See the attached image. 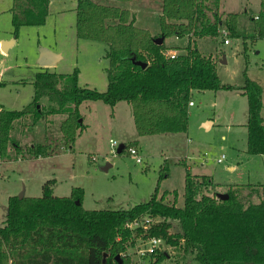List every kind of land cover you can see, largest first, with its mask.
Returning a JSON list of instances; mask_svg holds the SVG:
<instances>
[{
	"label": "trees",
	"instance_id": "1",
	"mask_svg": "<svg viewBox=\"0 0 264 264\" xmlns=\"http://www.w3.org/2000/svg\"><path fill=\"white\" fill-rule=\"evenodd\" d=\"M50 1L13 0L16 31L21 26L45 25ZM162 4L157 37L138 27L127 10L77 0L78 38L109 47L108 89L81 87L78 70L70 75L48 69L37 73L31 104L20 111L0 109V163L17 157L10 152V146L19 151L12 132L28 118L35 123L46 113H66L61 131L73 143L83 128L79 112L83 102L115 106L125 101L132 107L140 136L183 134L188 131L193 93L221 90H239L247 97V152L264 156L262 86L247 77L246 71L243 86L223 83L213 57L201 53L196 44L218 37L225 25L228 36L245 39L238 15L231 13L224 21L221 0H162ZM260 6V13L251 19L255 39H264V0ZM160 37L165 41L158 45ZM169 37L189 38L185 52L174 59L167 55ZM135 61L148 65L142 68ZM44 98L58 108H43ZM52 153V147L45 145L30 146L27 151L30 157ZM53 185L54 181L47 182L38 198H9L6 219L0 222V264H120L117 256L126 252L135 233L149 241L163 240L178 252L177 262L182 264H264V184L232 186L224 193L228 199L222 200L218 183L187 171L182 206L165 203L166 194L159 199L156 190L149 201L121 210H86L81 188L60 198L54 195ZM173 194L177 200L178 193ZM252 197L258 202L249 200ZM154 253L152 264L169 258L160 248ZM121 264L130 262L122 258Z\"/></svg>",
	"mask_w": 264,
	"mask_h": 264
},
{
	"label": "rangeland",
	"instance_id": "2",
	"mask_svg": "<svg viewBox=\"0 0 264 264\" xmlns=\"http://www.w3.org/2000/svg\"><path fill=\"white\" fill-rule=\"evenodd\" d=\"M94 1L131 12L128 1ZM133 1L135 6L141 1L146 6L162 3V0ZM260 4L261 0H221L219 11L223 20L231 13L237 14L246 38L228 36L230 43L226 45L219 34L196 44L201 53L213 57L223 83L243 86L246 71L247 77L257 81L264 93V39L252 37L251 20L260 13ZM76 6L77 0H55L45 25L21 26L16 31L13 0H0V40H15L6 53L0 44V109L20 111L33 102V81L37 73L45 70L38 64L41 48L61 56L56 66L49 67L50 72L70 75L78 70L81 87L107 91L109 47L106 43L78 38ZM150 9L141 8L138 19L152 30H160L159 14ZM175 38L169 37L165 43L170 51L180 54L188 38ZM192 101L195 105L189 107L188 131L183 134L140 136L132 107L125 101L115 106L103 101L83 102L79 107L83 128L73 143L65 140L61 131L68 117L66 113H46L35 123L28 118L21 125L16 124L12 138L19 144V151L10 146V152L17 157L0 163V222L6 219L10 197L19 196L24 190L25 197H41L49 181H54L53 193L60 198L70 197L74 189L81 188L86 210L130 209L149 201L156 190L159 199L166 194L165 203L182 206L189 167L192 175L210 176L221 186L217 189L219 193L230 188L226 184L264 183V156L247 152V97L239 90L205 91L194 92ZM40 105L58 108L45 98ZM207 119L215 121L211 129L204 125ZM111 141L124 144L125 151L113 155ZM34 145L50 146L54 153L30 157L27 151ZM130 148L139 151L141 163L129 154ZM222 155L225 159L219 163ZM108 163L112 166L103 170ZM231 165L235 166L234 171L228 170ZM173 192L178 193L177 200ZM249 200L258 202L256 197ZM135 226L136 223L132 229L127 228L133 230ZM161 241L162 245L159 242L156 247L135 233L119 259L121 263L123 258L130 264H152L150 256L155 253L150 250L161 245L159 248L169 253L161 264H182L177 262L178 252Z\"/></svg>",
	"mask_w": 264,
	"mask_h": 264
},
{
	"label": "crops",
	"instance_id": "3",
	"mask_svg": "<svg viewBox=\"0 0 264 264\" xmlns=\"http://www.w3.org/2000/svg\"><path fill=\"white\" fill-rule=\"evenodd\" d=\"M53 1L55 2V0H51L50 1V6H49V12H50V8H51V6H52V3H53ZM128 4H130V7H131V15H133L134 16V18H135V24L138 26V27H140V28H143V29H147V30H149L150 32H151V34L153 35V36H155V35H157V34H160V30H152L149 26H147V25H143V24H141L140 23V20L138 19V17H139V11L141 10V8H143V7H145V8H147V7H149V9L151 10L150 12H158V14H159V19H160V16H161V14H162V11H163V4L161 3V2H157L158 4H155V5H148V6H146L142 1H141V3L140 2H136L137 3V5L135 6V1H133V0H130V1H128L127 2ZM127 4V5H128ZM132 4V5H131ZM185 38H188V37H185ZM175 39H178V40H183L184 38H175ZM189 39V38H188ZM167 40V39H166ZM4 41H3V39H1L0 40V44L1 43H3ZM15 43V40H13L12 41V45ZM9 50V49H8ZM168 51H170V49L168 50ZM174 51V50H173ZM172 51V52H173ZM182 52H185V50L184 51H182ZM181 53V52H180ZM39 57V53L37 54V58ZM60 62V60L58 61V63ZM57 63V64H58ZM43 68V67H42ZM45 69H48L49 70V68H45ZM264 94V93H263ZM263 102H264V98H263ZM195 105V104H194ZM193 105V106H194ZM193 106H190V107H193ZM263 117H264V108H263ZM215 121L213 120V119H207V122H204V125L206 126V128L207 129H211L213 126H214V123ZM189 141H190V139H189ZM112 165L110 164V167H111ZM109 167V168H110ZM189 167V166H188ZM234 169H235V166H233V165H231V166H228V170L229 171H234ZM187 171H189V172H191L192 171V169L189 167L188 168V170ZM195 176H197V177H202V176H207V175H195ZM207 177H210V176H207ZM258 184H260V183H258ZM258 184H256V185H258ZM261 184H264V183H261ZM237 185H240V184H226V187L227 188H229V187H231V186H237ZM249 185H252V184H249ZM244 186H246V185H244Z\"/></svg>",
	"mask_w": 264,
	"mask_h": 264
},
{
	"label": "water",
	"instance_id": "4",
	"mask_svg": "<svg viewBox=\"0 0 264 264\" xmlns=\"http://www.w3.org/2000/svg\"><path fill=\"white\" fill-rule=\"evenodd\" d=\"M13 40H10V41H4L2 43V50L3 52H6L5 49H4V44H6L7 46L9 44L12 43ZM165 41V37H160V38H157L156 40V43L158 45H161L163 44V42ZM61 60V56L59 54H56V53H53L52 51H50L49 49H46V48H41L40 51H39V57H38V64L43 67V68H49V67H52V66H56L58 61ZM135 63L139 66H141L142 68H146L147 67V63H144L142 61H135ZM125 148V145L124 144H121L119 145L118 147V154H121L123 149ZM107 166L102 168L103 170H107L109 167H110V164H106ZM19 199H23L25 197V190L18 196ZM218 198L219 199H222V200H226L228 199V195L227 194H224V193H219L218 194ZM78 205H80V202H77ZM106 256L105 255V258L106 259ZM117 259L119 260V256H117ZM120 264H121V260H119Z\"/></svg>",
	"mask_w": 264,
	"mask_h": 264
},
{
	"label": "built area",
	"instance_id": "5",
	"mask_svg": "<svg viewBox=\"0 0 264 264\" xmlns=\"http://www.w3.org/2000/svg\"><path fill=\"white\" fill-rule=\"evenodd\" d=\"M221 34L223 35V38H225L224 43H225L226 45H228V44L230 43V41H229V37H228L227 30H225V29L221 30ZM167 55H168L171 59H174V58L177 56L176 52H172V51H168ZM193 105H194V102H193V101L190 102V106H193ZM110 145H111V147H112V153H113V155H116V153H117V149H118V147H119V143L116 142V141H111V142H110ZM128 151H129V154H130V155H132L133 157L136 158V161H137L138 163H141V162H142V159H141V157H140V155H139V151H138L136 148H130V149H128ZM224 159H225V155H222V157H221L220 159H218V162H219V163H222ZM151 241H152V243L154 244V246L156 245V247H157V244H158L159 242H160L161 245H162V241L159 240V239H152ZM161 245H159L158 248H159ZM155 249H156L155 247H154V248L152 247V249H151L150 251H154Z\"/></svg>",
	"mask_w": 264,
	"mask_h": 264
},
{
	"label": "bare ground",
	"instance_id": "6",
	"mask_svg": "<svg viewBox=\"0 0 264 264\" xmlns=\"http://www.w3.org/2000/svg\"><path fill=\"white\" fill-rule=\"evenodd\" d=\"M12 45V43L11 44H9L8 46L6 45V44H4V49H5V51L7 52L8 51V49H9V47ZM5 52V53H6Z\"/></svg>",
	"mask_w": 264,
	"mask_h": 264
}]
</instances>
